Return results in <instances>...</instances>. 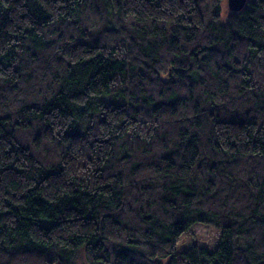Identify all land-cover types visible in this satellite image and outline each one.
I'll return each instance as SVG.
<instances>
[{
    "label": "trees",
    "instance_id": "obj_1",
    "mask_svg": "<svg viewBox=\"0 0 264 264\" xmlns=\"http://www.w3.org/2000/svg\"><path fill=\"white\" fill-rule=\"evenodd\" d=\"M0 264H264V0H0Z\"/></svg>",
    "mask_w": 264,
    "mask_h": 264
},
{
    "label": "rangeland",
    "instance_id": "obj_2",
    "mask_svg": "<svg viewBox=\"0 0 264 264\" xmlns=\"http://www.w3.org/2000/svg\"><path fill=\"white\" fill-rule=\"evenodd\" d=\"M218 236V228L203 223H195L186 234L180 237L177 248L179 250L181 247L189 243H195L198 244V246L212 249L216 245Z\"/></svg>",
    "mask_w": 264,
    "mask_h": 264
},
{
    "label": "water",
    "instance_id": "obj_3",
    "mask_svg": "<svg viewBox=\"0 0 264 264\" xmlns=\"http://www.w3.org/2000/svg\"><path fill=\"white\" fill-rule=\"evenodd\" d=\"M246 0H226L227 7L232 11H237L242 8Z\"/></svg>",
    "mask_w": 264,
    "mask_h": 264
}]
</instances>
